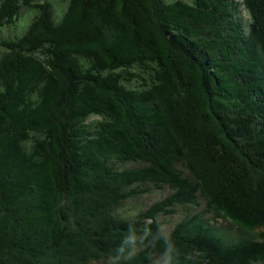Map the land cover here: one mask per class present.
<instances>
[{
    "label": "trees",
    "instance_id": "obj_1",
    "mask_svg": "<svg viewBox=\"0 0 264 264\" xmlns=\"http://www.w3.org/2000/svg\"><path fill=\"white\" fill-rule=\"evenodd\" d=\"M158 257L264 264V0H0V264Z\"/></svg>",
    "mask_w": 264,
    "mask_h": 264
},
{
    "label": "rangeland",
    "instance_id": "obj_2",
    "mask_svg": "<svg viewBox=\"0 0 264 264\" xmlns=\"http://www.w3.org/2000/svg\"><path fill=\"white\" fill-rule=\"evenodd\" d=\"M53 5L55 6V10L61 11L62 8H64L67 4L68 0H50ZM188 3H191L193 0H184ZM31 14V12L29 11H25L24 13V20H21L18 22V26H20L21 24H26L27 23V18L29 17V15ZM242 16L246 19H248V16L246 14V11H242ZM20 28V27H19ZM170 188H163V189H153L152 193H146L144 194L140 199H138L137 201L134 202H130L128 203V206L132 207L134 205H138L140 207H142L143 205H147L150 204L158 199H160L161 197L167 195L170 192ZM199 206H195L193 208H188L187 207H183V206H177L176 210L177 212L174 213L173 215H166L163 218H161L162 222H163V227L166 228L167 230H170L175 224L176 222L181 219L183 216H185L186 214H189L191 212H196V213H202L204 214L206 217H210L209 220H212V217L216 216L215 211L207 209V205H206V201L202 198H200L199 200ZM197 207V208H196ZM218 219H213L215 220L216 224H224V225H229L234 226L233 224H231L232 222L228 219H224L217 217ZM261 231H256L255 235H252L251 238L255 239V240H260L258 237V233H260ZM162 261H166V259L162 258V257H158L155 259L154 264H160Z\"/></svg>",
    "mask_w": 264,
    "mask_h": 264
}]
</instances>
